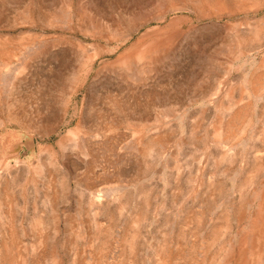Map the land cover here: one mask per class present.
<instances>
[{"label": "rangeland", "instance_id": "374dc122", "mask_svg": "<svg viewBox=\"0 0 264 264\" xmlns=\"http://www.w3.org/2000/svg\"><path fill=\"white\" fill-rule=\"evenodd\" d=\"M0 264H264V0H0Z\"/></svg>", "mask_w": 264, "mask_h": 264}]
</instances>
